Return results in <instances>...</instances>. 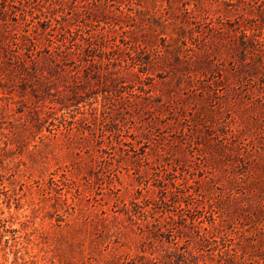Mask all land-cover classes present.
<instances>
[{"label": "rangeland", "instance_id": "obj_1", "mask_svg": "<svg viewBox=\"0 0 264 264\" xmlns=\"http://www.w3.org/2000/svg\"><path fill=\"white\" fill-rule=\"evenodd\" d=\"M0 264H264V0H0Z\"/></svg>", "mask_w": 264, "mask_h": 264}]
</instances>
